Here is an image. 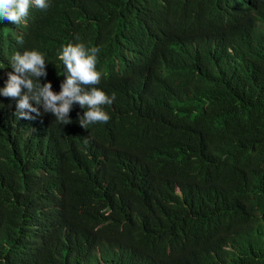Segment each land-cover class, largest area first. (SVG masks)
<instances>
[{
  "label": "trees",
  "instance_id": "1",
  "mask_svg": "<svg viewBox=\"0 0 264 264\" xmlns=\"http://www.w3.org/2000/svg\"><path fill=\"white\" fill-rule=\"evenodd\" d=\"M151 1L154 13L133 30L93 40L117 65L111 115L132 138L80 136L102 149L129 150L133 140L147 152L145 165L106 187L81 170L64 174V192L52 183L65 205L66 245L50 226L36 245L3 228L10 215L11 227L20 222L12 213L21 200L0 174V264H264V0ZM48 3L35 12L34 34L53 46L74 39L82 27L65 0ZM243 146L253 152L246 178L236 153ZM191 158L203 167L192 169ZM211 173L221 181L213 191ZM163 178L175 186L160 196L153 185ZM175 187L180 233L162 209ZM127 225L166 234L153 259L109 250ZM171 232L187 247L169 256Z\"/></svg>",
  "mask_w": 264,
  "mask_h": 264
},
{
  "label": "clouds",
  "instance_id": "2",
  "mask_svg": "<svg viewBox=\"0 0 264 264\" xmlns=\"http://www.w3.org/2000/svg\"><path fill=\"white\" fill-rule=\"evenodd\" d=\"M48 1L0 0V174L21 200L12 213L20 222L11 227L10 215L3 228L26 245L38 244L45 226L68 244L65 205L50 190L52 183L67 190L66 172L93 173L94 182L106 187L141 169L147 158L146 150L133 140L129 150L102 149L95 143L87 147L88 140L84 144L80 136L98 138L124 131L132 138L131 126L111 115L117 65L93 40L112 30H133L156 5L151 0H65L67 15L82 28L73 32L74 39H60L53 46L33 32L35 12L48 9ZM236 153L246 178L252 149L237 147ZM54 167L56 176L51 174ZM191 167L203 165L191 158ZM211 175L217 178L210 185L213 191L221 181ZM172 186L163 178L153 189L162 196ZM174 193L181 195L180 188L168 195L162 209L174 216L172 226L180 233L183 212L175 205ZM165 237L159 231L120 226L108 247L114 253L127 251L142 262L154 258ZM169 237L167 255L187 247L173 232Z\"/></svg>",
  "mask_w": 264,
  "mask_h": 264
}]
</instances>
